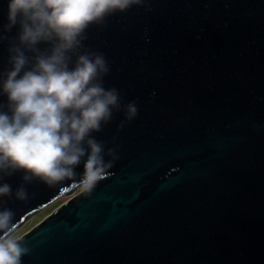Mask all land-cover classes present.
Segmentation results:
<instances>
[{
    "label": "water",
    "instance_id": "1",
    "mask_svg": "<svg viewBox=\"0 0 264 264\" xmlns=\"http://www.w3.org/2000/svg\"><path fill=\"white\" fill-rule=\"evenodd\" d=\"M86 35L108 61L105 89L139 111L91 134L119 159L90 194L68 180L24 184L23 171L0 179L14 233L67 198L19 237L22 264H264V0H148ZM21 185L26 201L14 198Z\"/></svg>",
    "mask_w": 264,
    "mask_h": 264
},
{
    "label": "clouds",
    "instance_id": "2",
    "mask_svg": "<svg viewBox=\"0 0 264 264\" xmlns=\"http://www.w3.org/2000/svg\"><path fill=\"white\" fill-rule=\"evenodd\" d=\"M147 4L148 0H9L7 23L0 26V43L7 41L9 53L8 67L0 71V96L7 98L0 104V179L23 171L24 184L35 180L53 186L68 180L73 188L90 194L110 175L108 170L119 159L117 149L105 151L104 143L91 134L101 132L114 113L123 110L124 119L117 126L121 130L139 109L135 101L122 106L117 89H105L108 61L103 53L85 49L83 41L89 25L103 27L108 16ZM17 26L15 37H8ZM40 44L49 47L41 50ZM82 159L78 176L75 168ZM12 195L9 184L0 185V197ZM14 198L29 199L23 185ZM14 215L8 208L0 210V264H22L31 251L14 234Z\"/></svg>",
    "mask_w": 264,
    "mask_h": 264
},
{
    "label": "rangeland",
    "instance_id": "3",
    "mask_svg": "<svg viewBox=\"0 0 264 264\" xmlns=\"http://www.w3.org/2000/svg\"><path fill=\"white\" fill-rule=\"evenodd\" d=\"M67 198L59 199L48 207L44 208L42 211L34 215L31 219H29L23 226L20 227L14 234L20 237L22 234L27 232L29 229L34 227L38 222H40L44 217L51 213L56 207L65 202Z\"/></svg>",
    "mask_w": 264,
    "mask_h": 264
}]
</instances>
